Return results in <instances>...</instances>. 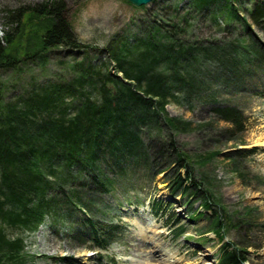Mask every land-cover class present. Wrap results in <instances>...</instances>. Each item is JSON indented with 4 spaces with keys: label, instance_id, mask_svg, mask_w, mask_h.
Returning a JSON list of instances; mask_svg holds the SVG:
<instances>
[{
    "label": "rangeland",
    "instance_id": "rangeland-1",
    "mask_svg": "<svg viewBox=\"0 0 264 264\" xmlns=\"http://www.w3.org/2000/svg\"><path fill=\"white\" fill-rule=\"evenodd\" d=\"M47 1L52 0H0V37L17 27L10 19L13 12ZM64 1L83 47L59 46L26 58L28 44L35 41L32 33L44 26L43 18L30 21L26 15L7 47L14 54L20 51V62L0 69V106L20 105L37 89L76 80L84 81L75 85L77 91L68 94L63 87L70 115L86 97L100 106L102 84L116 90L107 75L123 78L113 48L127 42L128 48L142 50L154 24L173 33L180 50L192 48L171 67L182 74L187 68L195 83L191 91L179 84L160 121L142 124L151 161L131 155L117 161L104 146L97 161L102 174L86 169L60 190L50 191L57 193L56 213L49 212L35 231L12 232L22 236L25 250L9 264H219L222 244L228 241L245 251L244 264H264V29L248 14L254 0H232L248 28L241 18L228 23L222 13L215 20L213 8L195 9L193 0H153L139 7L126 0ZM159 67H167V61ZM216 105L238 107L245 129L229 133L231 125L214 112ZM174 117L190 124L175 129L166 123ZM171 141L178 150L169 148ZM179 151L191 160L194 181L212 194L211 209L203 207L202 193L173 191L174 179L187 173L185 161L176 159ZM98 173L106 189L95 178ZM157 200L163 204L158 211ZM198 211L202 213L194 215ZM215 212L225 222L220 235L213 225ZM90 220L108 238L106 249L96 246ZM180 225L186 229L176 236Z\"/></svg>",
    "mask_w": 264,
    "mask_h": 264
},
{
    "label": "trees",
    "instance_id": "trees-1",
    "mask_svg": "<svg viewBox=\"0 0 264 264\" xmlns=\"http://www.w3.org/2000/svg\"><path fill=\"white\" fill-rule=\"evenodd\" d=\"M192 6L195 9L213 8L215 20L217 13L225 15L228 23L229 20L241 18L245 26L249 27L247 18L239 16V9L234 7L232 0H193ZM247 9L254 23L264 29V0H254ZM67 11L68 5L64 0H52L34 6H22L13 12L10 19L16 21L17 27L0 37V69L14 67L20 62V51L16 50L14 54L7 47L15 41L26 15L30 21L35 17L43 18L44 21L42 29L32 33L35 41L32 45L28 44L26 58L34 59L59 46L75 49L83 47L67 18ZM152 29L145 42L138 40V43L141 41L145 45L142 50H137V46L128 48L127 42L113 48L112 55L124 79L107 75V79L114 82L116 90L112 92L106 82L102 84L100 106L86 97L75 114L70 115L71 102H65L64 94L71 93V90L77 91L75 85L84 84L83 80L37 89L21 102V106L18 102L0 106V264H9L24 256V239L20 235L13 236L14 230L35 231L44 223L49 212L54 210L56 213L57 193L51 195L50 191L54 193L60 190L64 183L81 175L86 169L99 170L102 174L103 170L97 161L104 146L112 150L117 161L127 159L126 156L130 155L142 156L151 161L148 151L151 146H146L141 137L142 124L148 120L160 121V114L166 111L169 98L177 97L179 84L189 87L187 90L191 91L195 83L194 78L187 74V68L183 74L172 69V64L179 62V56L192 53V48H177L179 41L169 30L163 32L165 29L160 24H154ZM164 37L169 41L162 42L161 38ZM18 45L23 46V43ZM261 49L264 51V44ZM161 61H167L164 69L159 67ZM63 87L69 91L64 93ZM214 112L231 125L229 133H240L245 129L244 114L238 107L216 105ZM129 119L131 122H128ZM166 123L175 129L178 125L190 124L175 117L167 118ZM168 146L174 151L178 150L172 141ZM177 155L180 164L185 161L182 165L187 173L179 174L174 179L173 191L202 193L203 207L211 209L214 205L213 196L208 194L209 190H201L194 181L193 170L188 168L191 160L181 151ZM74 168H78L76 173ZM99 173L95 174V178L106 189L104 181L98 178ZM188 180L189 184L186 182ZM69 201H74L72 196ZM162 207L161 200L154 202L155 210ZM200 213L202 211L194 215ZM214 214V229L220 235L225 222L216 212ZM90 223L96 246L106 249L108 238L100 234L95 222L90 220ZM185 229L184 225L178 226L175 235H182ZM218 260L219 264H244L248 257L243 249L228 241L222 244Z\"/></svg>",
    "mask_w": 264,
    "mask_h": 264
},
{
    "label": "water",
    "instance_id": "water-1",
    "mask_svg": "<svg viewBox=\"0 0 264 264\" xmlns=\"http://www.w3.org/2000/svg\"><path fill=\"white\" fill-rule=\"evenodd\" d=\"M126 1L139 7V6H145L149 4L150 2H152L153 0H126Z\"/></svg>",
    "mask_w": 264,
    "mask_h": 264
},
{
    "label": "bare ground",
    "instance_id": "bare-ground-1",
    "mask_svg": "<svg viewBox=\"0 0 264 264\" xmlns=\"http://www.w3.org/2000/svg\"><path fill=\"white\" fill-rule=\"evenodd\" d=\"M146 238H144L143 240H145ZM152 239H153V237H152ZM146 241V240H145ZM152 258H154L153 256H151ZM152 261V260H151ZM152 264V263H151Z\"/></svg>",
    "mask_w": 264,
    "mask_h": 264
}]
</instances>
